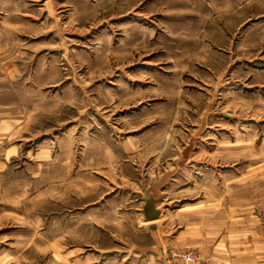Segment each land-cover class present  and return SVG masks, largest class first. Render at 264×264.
Segmentation results:
<instances>
[{
	"label": "rangeland",
	"instance_id": "rangeland-1",
	"mask_svg": "<svg viewBox=\"0 0 264 264\" xmlns=\"http://www.w3.org/2000/svg\"><path fill=\"white\" fill-rule=\"evenodd\" d=\"M230 218L264 238V0H0V264H148L153 225L202 264Z\"/></svg>",
	"mask_w": 264,
	"mask_h": 264
},
{
	"label": "crops",
	"instance_id": "crops-1",
	"mask_svg": "<svg viewBox=\"0 0 264 264\" xmlns=\"http://www.w3.org/2000/svg\"><path fill=\"white\" fill-rule=\"evenodd\" d=\"M172 168L169 170H162L160 175H154L155 181L152 183L154 188H150V192L161 193L165 188H171L176 185L177 178L180 177L181 164L179 160H172ZM157 173V172H156ZM128 183H130V178ZM141 183V181H140ZM143 185V184H142ZM180 185H187L181 183ZM183 187V186H181ZM162 196H156L155 202L158 204L157 207L162 205L167 208L162 202ZM158 223V221H156ZM227 222L218 220L214 221L212 225L214 230L213 235V247L212 255L213 260H202V264H264V246L257 244L259 241H264L263 236L257 234H247L238 235L236 228V220L229 219L228 227H222L226 225ZM217 226H219L217 228ZM161 227L157 228L155 225L152 226V230L155 232H150L151 242L147 246H130L129 248L134 252V257L146 256L149 259L148 264H185L183 257L185 254L191 252L194 244L190 243V236L186 230L181 227H177L176 231H162ZM218 229V230H217ZM151 230V231H152ZM166 232V233H165ZM205 232L195 234V239L197 244L201 243V240L205 241ZM250 235V236H246ZM255 235V236H254ZM203 249L205 251V243L203 244ZM207 250V249H206ZM206 256L208 255L205 254ZM218 258V259H217ZM221 258H225L221 259Z\"/></svg>",
	"mask_w": 264,
	"mask_h": 264
},
{
	"label": "built area",
	"instance_id": "built-area-1",
	"mask_svg": "<svg viewBox=\"0 0 264 264\" xmlns=\"http://www.w3.org/2000/svg\"><path fill=\"white\" fill-rule=\"evenodd\" d=\"M183 260L185 264H199L198 260L190 253L185 254Z\"/></svg>",
	"mask_w": 264,
	"mask_h": 264
},
{
	"label": "bare ground",
	"instance_id": "bare-ground-1",
	"mask_svg": "<svg viewBox=\"0 0 264 264\" xmlns=\"http://www.w3.org/2000/svg\"><path fill=\"white\" fill-rule=\"evenodd\" d=\"M184 263H185V261H184Z\"/></svg>",
	"mask_w": 264,
	"mask_h": 264
}]
</instances>
